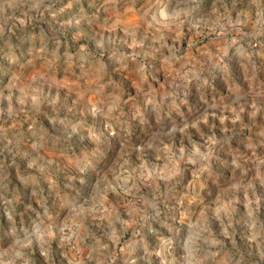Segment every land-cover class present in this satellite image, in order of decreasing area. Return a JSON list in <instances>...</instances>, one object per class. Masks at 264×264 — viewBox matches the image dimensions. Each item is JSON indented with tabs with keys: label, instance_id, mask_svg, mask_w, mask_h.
Returning a JSON list of instances; mask_svg holds the SVG:
<instances>
[{
	"label": "rangeland",
	"instance_id": "374dc122",
	"mask_svg": "<svg viewBox=\"0 0 264 264\" xmlns=\"http://www.w3.org/2000/svg\"><path fill=\"white\" fill-rule=\"evenodd\" d=\"M138 244L264 264V0H0V264Z\"/></svg>",
	"mask_w": 264,
	"mask_h": 264
},
{
	"label": "crops",
	"instance_id": "0c3cea01",
	"mask_svg": "<svg viewBox=\"0 0 264 264\" xmlns=\"http://www.w3.org/2000/svg\"><path fill=\"white\" fill-rule=\"evenodd\" d=\"M172 21H173L172 18H171V20H167V22H172ZM135 249H137L135 252L137 257H139L142 254L143 249L144 250L146 249L147 252H149V253L153 252L156 254L155 257H152L151 260L149 259L146 262V264H165L167 262V259L159 257V254H158L159 252L157 251L156 246L151 245V246H147V248H144V246L142 247V246H139V244H138L135 246Z\"/></svg>",
	"mask_w": 264,
	"mask_h": 264
}]
</instances>
